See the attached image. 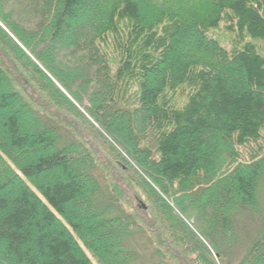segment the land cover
<instances>
[{"label": "trees", "instance_id": "trees-1", "mask_svg": "<svg viewBox=\"0 0 264 264\" xmlns=\"http://www.w3.org/2000/svg\"><path fill=\"white\" fill-rule=\"evenodd\" d=\"M258 41L264 0H0V264H264Z\"/></svg>", "mask_w": 264, "mask_h": 264}, {"label": "rangeland", "instance_id": "rangeland-1", "mask_svg": "<svg viewBox=\"0 0 264 264\" xmlns=\"http://www.w3.org/2000/svg\"><path fill=\"white\" fill-rule=\"evenodd\" d=\"M211 35L216 38H219L221 43H223L227 48H231L232 43L229 42V36L225 32L224 25L222 24L219 29H214L211 31ZM258 46L260 48L261 53L264 55V41H258ZM261 205L264 209V184L260 191ZM255 231V222L252 220L247 221L245 226L240 227L241 239L252 236V233ZM94 264H97L95 260H93Z\"/></svg>", "mask_w": 264, "mask_h": 264}]
</instances>
